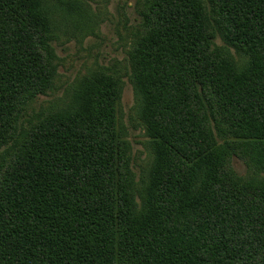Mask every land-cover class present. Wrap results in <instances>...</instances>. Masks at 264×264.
I'll return each mask as SVG.
<instances>
[{
    "label": "trees",
    "instance_id": "16d2710c",
    "mask_svg": "<svg viewBox=\"0 0 264 264\" xmlns=\"http://www.w3.org/2000/svg\"><path fill=\"white\" fill-rule=\"evenodd\" d=\"M53 23L46 0H0V150L52 89ZM131 67L154 155L144 194L119 78L93 73L0 154V264H264V181L230 168L233 151L264 171V0H150Z\"/></svg>",
    "mask_w": 264,
    "mask_h": 264
},
{
    "label": "rangeland",
    "instance_id": "374dc122",
    "mask_svg": "<svg viewBox=\"0 0 264 264\" xmlns=\"http://www.w3.org/2000/svg\"><path fill=\"white\" fill-rule=\"evenodd\" d=\"M46 1L53 11L54 21V37L49 47L55 67L52 89L29 103L19 121L15 138L1 148L0 154L6 156L5 152L25 136L38 116L69 101L74 88L84 78L98 72L114 75L120 81L118 122L124 134L130 180L139 200L151 180L154 155L152 140L138 116L140 102L131 65L135 40L150 0ZM215 44L229 53L238 69L247 66L248 58L219 36ZM230 168L239 180L264 181L263 169L256 166L248 154L239 155L232 151Z\"/></svg>",
    "mask_w": 264,
    "mask_h": 264
}]
</instances>
